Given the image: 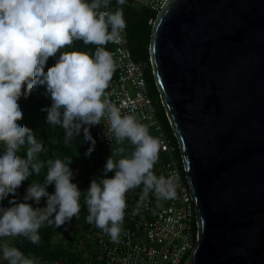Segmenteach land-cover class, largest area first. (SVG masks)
I'll return each instance as SVG.
<instances>
[{
    "label": "clouds",
    "instance_id": "clouds-1",
    "mask_svg": "<svg viewBox=\"0 0 264 264\" xmlns=\"http://www.w3.org/2000/svg\"><path fill=\"white\" fill-rule=\"evenodd\" d=\"M116 2L120 7L112 12L107 11L110 0H0V145L4 146L0 154V202L15 197L22 183L33 173L39 175L44 166L37 159L44 146L32 129L19 123L23 112L18 101L45 87L52 103L42 111L47 112L48 124L65 130L66 144L83 131L85 142L92 145L85 152L90 156L96 144L90 127L107 115L116 142L128 140L135 146L131 158L114 161L110 156L103 178L93 179L87 189V223L95 224L113 241L122 231L129 191L143 184L145 193L154 190L162 198L175 194L171 178L152 172L158 159V141L134 116H121L115 105L102 100L116 70L106 45L119 43L126 27L122 7L126 0ZM76 41L95 45V52H61ZM57 53L55 65L45 71L47 61ZM25 146L26 158H22L18 152ZM71 162L49 159L43 185L30 184L24 202L12 199V206L0 207V239L24 237L39 244V229L45 223L59 228L78 218L81 191L72 182ZM109 172H114V177L107 178ZM50 185H54L52 194L47 191ZM42 198H46L43 208L28 203L39 204ZM0 250L8 264H37L6 241Z\"/></svg>",
    "mask_w": 264,
    "mask_h": 264
},
{
    "label": "water",
    "instance_id": "water-1",
    "mask_svg": "<svg viewBox=\"0 0 264 264\" xmlns=\"http://www.w3.org/2000/svg\"><path fill=\"white\" fill-rule=\"evenodd\" d=\"M152 25L197 224L184 264H264V0H165Z\"/></svg>",
    "mask_w": 264,
    "mask_h": 264
},
{
    "label": "built area",
    "instance_id": "built-area-1",
    "mask_svg": "<svg viewBox=\"0 0 264 264\" xmlns=\"http://www.w3.org/2000/svg\"><path fill=\"white\" fill-rule=\"evenodd\" d=\"M130 1L154 13L165 2L144 0L142 6L138 0ZM115 10L110 6L107 9ZM120 35L119 43H109L107 50L112 54L116 70L102 100L115 105L121 116H134L137 123L147 127L149 135H158L155 138L159 144L158 159L152 172L157 177L171 178L175 194L162 198L154 190L145 193L143 184L129 191L118 239L113 241L96 227V247L101 254V264H182L197 241V224L181 153L177 141L173 142L163 132L156 108L148 98L141 64L132 59L127 47L126 30ZM109 129L107 115L100 124L90 127L96 143L104 148L115 146ZM134 211L137 214L134 215Z\"/></svg>",
    "mask_w": 264,
    "mask_h": 264
},
{
    "label": "trees",
    "instance_id": "trees-1",
    "mask_svg": "<svg viewBox=\"0 0 264 264\" xmlns=\"http://www.w3.org/2000/svg\"><path fill=\"white\" fill-rule=\"evenodd\" d=\"M91 3V0H86ZM143 6V5H142ZM111 8L120 7L116 0L110 2ZM123 7V15L126 21L127 47L134 61L141 64L146 86L148 98L153 102L157 118L161 124L164 134L173 142L175 138L173 131L169 125L166 113L160 103V94L155 86V81L152 75L151 65L149 61V46L150 38L153 29V22L156 18V13L145 7H138L130 0H126ZM110 44L106 45V51L109 50ZM95 45H85L83 41L74 42L70 48L61 49V52L80 51L90 55L95 52ZM60 53L49 58L46 63L45 71L49 67L55 65ZM115 76V72L113 77ZM112 77V78H113ZM20 109L23 112V119L19 123L33 130L36 140L43 144L44 150L38 155L37 159L44 163L39 175L33 173L20 188L17 189L16 196H9L4 201L0 202V207H10L9 201L16 199L18 202H24L23 197L26 189L32 183L44 184L47 175V161L49 159L61 160L71 159L70 168L74 174L72 180L79 190L80 196V212L78 218L73 217L71 222L56 228L55 225L48 226L45 223L39 229L40 242L33 244L24 237H5L0 239V245L5 241L13 247L18 248L26 257L35 259L37 264H101V254L96 247L95 224L87 223L88 208L86 204L87 189L93 179L99 180L103 178V170L107 159L111 156L114 161H119L123 158H131L135 149L125 154L120 151L125 144L117 143L113 148H104L99 144H95L94 151L90 156H85L88 148L91 147L90 142H85L83 131L77 137H74L67 144L65 143V130L60 126H53L47 123V112L42 111L44 108L51 106V98L46 93L45 87H38L25 98L24 96L18 101ZM93 137L92 133L90 132ZM150 136L157 138L158 135L150 133ZM94 139V137H93ZM95 140V139H94ZM129 142L131 145V142ZM3 145H0V154L3 153ZM18 155L26 158V146L22 147ZM114 177V172L107 173V178ZM49 194L54 193V185L47 188ZM34 208H43L46 206V198H42L39 204L34 201H28ZM0 264H8L3 259V252L0 250ZM184 264V262H182Z\"/></svg>",
    "mask_w": 264,
    "mask_h": 264
},
{
    "label": "rangeland",
    "instance_id": "rangeland-1",
    "mask_svg": "<svg viewBox=\"0 0 264 264\" xmlns=\"http://www.w3.org/2000/svg\"><path fill=\"white\" fill-rule=\"evenodd\" d=\"M138 3L144 5L145 4V1L144 0H138ZM121 149H123V151H122L123 153L127 154L131 150L135 149V146L132 145V144L130 145L129 142H127L125 140V144L121 147Z\"/></svg>",
    "mask_w": 264,
    "mask_h": 264
},
{
    "label": "bare ground",
    "instance_id": "bare-ground-1",
    "mask_svg": "<svg viewBox=\"0 0 264 264\" xmlns=\"http://www.w3.org/2000/svg\"><path fill=\"white\" fill-rule=\"evenodd\" d=\"M157 14V13H156ZM160 102H161V100H160Z\"/></svg>",
    "mask_w": 264,
    "mask_h": 264
}]
</instances>
